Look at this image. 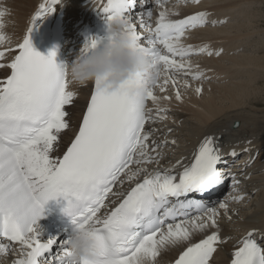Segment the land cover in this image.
Masks as SVG:
<instances>
[{
	"label": "snow or ice",
	"instance_id": "1",
	"mask_svg": "<svg viewBox=\"0 0 264 264\" xmlns=\"http://www.w3.org/2000/svg\"><path fill=\"white\" fill-rule=\"evenodd\" d=\"M60 2L45 0L39 6L22 42L11 49L17 54L6 65L10 75L0 80V238L20 246L23 258L14 264H155L163 251L187 244L195 234L209 228L218 229L219 212L215 207L184 198L190 194L205 197L230 176L218 168L224 161L211 136L203 139L190 165L178 173L174 169L149 172L147 167L159 163L163 144H149L150 134L145 127L154 118L146 111V102H156L153 88L165 90L158 83L161 66L164 84L171 79L175 85L170 73L189 70L176 58L186 60L206 51L180 44L186 30L205 25L206 16L199 13L172 22L161 12L155 29H149L145 47L131 13L138 2L143 7L148 0H106L101 9L106 26L119 20L129 38L152 60L154 71L147 77L142 96L134 92L142 80L139 75L130 77L113 92L101 90L96 81L77 134L62 158H53L60 137L70 130L65 109L73 104L75 95L68 91L66 65H56L53 52L47 56L35 52L28 33ZM155 3L161 6V0ZM3 15L0 12V17ZM145 15L150 17L151 12ZM138 22L144 27L142 18ZM4 40L0 34V42ZM99 44L89 38L81 51L87 53ZM157 45L169 55L161 54ZM4 56L0 51V60ZM191 78L201 79L198 74ZM195 91L199 95L201 89ZM176 99L180 100L178 93ZM122 176L128 182H138L126 194H120L119 204L101 218L98 213L106 208L110 194L118 195L113 189ZM58 197L65 201L61 211L69 218L71 231L86 230L91 250L85 256L77 257L69 250V237L40 238L37 222L43 218L46 204ZM218 207L227 214L225 203ZM178 217L181 219L176 222ZM58 243L60 252L54 256L52 249ZM222 243L226 241L213 231L187 246L175 264H210ZM238 244L231 254V264H264V246L253 231ZM8 250V245L0 246V254Z\"/></svg>",
	"mask_w": 264,
	"mask_h": 264
},
{
	"label": "bare ground",
	"instance_id": "2",
	"mask_svg": "<svg viewBox=\"0 0 264 264\" xmlns=\"http://www.w3.org/2000/svg\"><path fill=\"white\" fill-rule=\"evenodd\" d=\"M41 1L0 0V12L4 13L0 17V25H3L0 27V34L10 41L0 45V51L5 53L4 58L0 60V64L5 65L0 68V80L10 72L6 65L12 62L17 54L11 49L22 42L30 20L41 5ZM170 1L167 5L157 7L154 12L150 11V17L145 13L146 9L154 5V0H148L143 7L139 6L137 14L133 16V26L141 27L138 22L140 18L146 26H157L161 12L166 13L167 19L172 22L183 19L185 15L202 11L226 15L227 12L228 14L232 12L235 21L220 28L191 30L184 33L181 38L180 44L184 47H192L194 51L205 48L208 42L225 45L221 54L223 56L218 59H215L214 55L207 57L208 55L204 53H202L204 57L193 59V62L176 59L178 63H185L186 67L195 66L203 74H212L215 76V81L218 79V83L205 84L208 80L193 83L195 82L191 78L193 73L173 72L170 73V77L175 79L176 84L173 85L171 79L164 84L163 71L158 83L163 85L165 90L163 92L160 88L152 90L156 102L150 101L149 106L150 114L154 119L145 127V131L150 134L149 144H163V147L159 149V163L147 166L149 172L157 169L160 171L174 169V173H178L184 166L190 165L200 143L209 136L215 138L222 157L226 159L233 157L228 155L229 152H235L236 155L238 152H245L243 156L256 153L259 154V159L246 170H242L243 165L235 168L230 173L229 186L212 198L213 207L219 212L218 229L209 228L203 233L195 234L187 244L163 251L155 264H174L187 246L206 238L213 231H218L226 243L218 246V251L214 253L210 264H231V254L249 231H253L255 238L261 239L264 246V110H262L264 104L258 105V102L264 101V81H260L264 78V49L257 50V44L264 46V39L256 38V41L250 39L258 33L261 34L255 20L257 11L253 14L255 11L251 9L255 0H252L251 6L250 0H204L205 2L199 7L194 6L195 4H174L176 0ZM257 1L256 3H263V0L262 3ZM105 2L106 0H61L56 5L58 7L55 6V12L63 15L65 11L66 14L63 20L67 24L66 31L71 33V41L67 39L66 48L67 50L73 48L70 63L87 41V38L81 35L82 28L90 21L104 20L101 9ZM192 43L194 44L189 45ZM253 43L256 44L253 46L254 49H248ZM241 47L243 50L235 54V50ZM32 49L39 53L38 44H34ZM221 76L223 78H220ZM201 82L205 83L201 84ZM92 84L68 87V91L75 95L73 104L65 109L68 113L70 130L60 137L58 150L51 154L53 158H60L75 137L87 106ZM197 88L201 89L199 95L195 91ZM177 93L180 100L176 99ZM160 109L164 111L160 112ZM235 122L239 125L237 128H232ZM134 168L135 166L133 170ZM137 182H128L126 176H122L121 181L113 189L118 195H110L106 208L98 216L103 218L107 215L122 199L120 194H126ZM239 184L243 186L242 189L238 187ZM237 197L243 199L236 203L234 198ZM221 202L227 205V214L219 209L218 205ZM3 245H8L9 250L7 254H0V264H14L16 260L23 258L19 245L0 240V246Z\"/></svg>",
	"mask_w": 264,
	"mask_h": 264
},
{
	"label": "clouds",
	"instance_id": "3",
	"mask_svg": "<svg viewBox=\"0 0 264 264\" xmlns=\"http://www.w3.org/2000/svg\"><path fill=\"white\" fill-rule=\"evenodd\" d=\"M106 36V41L95 49L87 53L80 51L71 63L65 64L68 87H82L99 81L101 90L113 92L130 77L139 75L142 80L134 92L142 96L147 77L154 71L152 60L129 38L119 20L106 26ZM7 42L10 41L5 37L0 43ZM85 231H72L69 236V250L77 257L85 256L91 250V241Z\"/></svg>",
	"mask_w": 264,
	"mask_h": 264
},
{
	"label": "rangeland",
	"instance_id": "4",
	"mask_svg": "<svg viewBox=\"0 0 264 264\" xmlns=\"http://www.w3.org/2000/svg\"><path fill=\"white\" fill-rule=\"evenodd\" d=\"M251 2H250V6L252 5V0H250ZM254 1V0H253ZM256 1L257 0H255L254 1V4L251 6V9L253 10V11H255V12H253V14H255L256 13V11H257V15L255 14V20H256V22H257V26H258V30L260 31V33L261 34H257V35H254V37H252V38H250L251 40H254V41H256L258 38H260V39H264V0H263V3H262V0H258L257 2H260V3H262V4H259V3H256ZM260 7H258V6ZM256 6V7H255ZM244 7H246L245 5H244ZM258 8V9H257ZM261 9V10H260ZM259 12V13H258ZM233 13L232 12H229V14H228V12H227V17H228V22H227V24H229V23H232V22H234L235 21V17L232 15ZM259 17H261V18H259ZM259 18V20L257 21V19ZM226 24V25H227ZM260 24V25H259ZM225 24H222V25H220V27H224V26H226ZM258 31V32H259ZM260 36V37H259ZM257 38V39H256ZM259 43V42H258ZM256 44L255 43H253V45L251 44L250 45V47L248 48V49H251V48H253V46H255ZM243 46V45H242ZM257 50L258 49H262V51H263V49H264V46L262 47V46H258V44H257ZM241 49V50H240ZM239 50H237V51H239V52H241L242 50H243V47H241ZM254 49V48H253ZM261 51V50H260ZM259 52V51H258ZM199 57H197V56H191V57H188V58H186V61H194L193 59H198ZM191 59V60H190ZM216 59H218V58H216ZM188 67V66H187ZM188 69H189V72L191 73L192 71L194 72L195 71V68H194V66H191L190 65V67H188ZM200 72V71H199ZM199 74H202V73H199ZM202 76L205 78V80H208L206 83L205 82H201V84H203V83H205V84H214V83H218V79L214 82V81H212V79H209V77H206L204 74H202ZM201 76V77H202ZM261 82H263L264 81V78H262L261 80H260ZM190 82V81H189ZM211 82V83H210ZM227 82V81H226ZM193 83H200V80H195V82H193ZM225 83V82H224ZM178 88H180V87H178ZM182 90V89H181ZM180 93V92H179ZM201 97V96H200ZM261 103V104H260ZM264 104V101H261V102H258V105L260 106V105H263ZM261 110V108L259 109V111ZM262 110H264V109H262Z\"/></svg>",
	"mask_w": 264,
	"mask_h": 264
},
{
	"label": "water",
	"instance_id": "5",
	"mask_svg": "<svg viewBox=\"0 0 264 264\" xmlns=\"http://www.w3.org/2000/svg\"><path fill=\"white\" fill-rule=\"evenodd\" d=\"M237 125H238L237 123H234L233 127H237Z\"/></svg>",
	"mask_w": 264,
	"mask_h": 264
}]
</instances>
